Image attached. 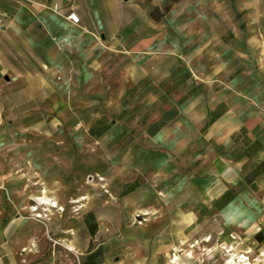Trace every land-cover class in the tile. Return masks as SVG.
Returning a JSON list of instances; mask_svg holds the SVG:
<instances>
[{"label": "rangeland", "instance_id": "rangeland-1", "mask_svg": "<svg viewBox=\"0 0 264 264\" xmlns=\"http://www.w3.org/2000/svg\"><path fill=\"white\" fill-rule=\"evenodd\" d=\"M137 1L82 91L1 109L0 246L22 264H165L264 196V0Z\"/></svg>", "mask_w": 264, "mask_h": 264}, {"label": "crops", "instance_id": "crops-1", "mask_svg": "<svg viewBox=\"0 0 264 264\" xmlns=\"http://www.w3.org/2000/svg\"><path fill=\"white\" fill-rule=\"evenodd\" d=\"M70 13H76L80 22H73ZM148 14L149 8L137 0H0V114L2 108L16 113L37 107L50 95L82 91L76 80L85 76L87 63L93 61L97 34L112 35L122 25L129 29L135 15L142 19ZM247 203L253 208L249 220L231 212V224L190 238L178 235L161 248L164 263L232 264L224 244L236 254H249L252 264H264V196ZM130 253L126 249L124 254ZM0 264L22 263L0 246Z\"/></svg>", "mask_w": 264, "mask_h": 264}, {"label": "built area", "instance_id": "built-area-1", "mask_svg": "<svg viewBox=\"0 0 264 264\" xmlns=\"http://www.w3.org/2000/svg\"><path fill=\"white\" fill-rule=\"evenodd\" d=\"M68 17L75 23H79L80 22V17L76 14V13H70L68 15ZM41 205H46V204H40V203H36L35 205V211L39 210V207ZM41 216L42 214L39 213ZM145 214H149L146 213ZM192 246H195V244H192ZM222 249L225 255L231 256L233 259V263L232 264H252L253 262V258L250 257L249 254L245 253V252H241V253H234L232 246L231 245H222ZM203 252L205 251V248H203L202 250Z\"/></svg>", "mask_w": 264, "mask_h": 264}, {"label": "trees", "instance_id": "trees-1", "mask_svg": "<svg viewBox=\"0 0 264 264\" xmlns=\"http://www.w3.org/2000/svg\"><path fill=\"white\" fill-rule=\"evenodd\" d=\"M165 9H166V12L169 10L168 5H167V7L165 6ZM155 12H157L156 9L151 12V16L152 17H154ZM89 230H90L91 234H94L96 232V225L89 223ZM262 237H263V235L259 234L257 238L261 240ZM97 257H98V253H96V252L95 253H91L88 256L87 261H86L85 264H100V262L97 260Z\"/></svg>", "mask_w": 264, "mask_h": 264}, {"label": "bare ground", "instance_id": "bare-ground-1", "mask_svg": "<svg viewBox=\"0 0 264 264\" xmlns=\"http://www.w3.org/2000/svg\"><path fill=\"white\" fill-rule=\"evenodd\" d=\"M39 202H38V201ZM37 202L38 203H40V204H43V203H45L46 205H48L49 204V206H52V205H54V206H52V207H56V202H54L52 199H50V198H48V197H46V196H44V197H39V198H37Z\"/></svg>", "mask_w": 264, "mask_h": 264}]
</instances>
